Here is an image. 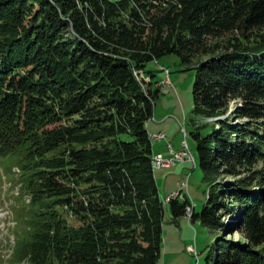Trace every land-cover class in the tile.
I'll return each mask as SVG.
<instances>
[{"label":"trees","instance_id":"16d2710c","mask_svg":"<svg viewBox=\"0 0 264 264\" xmlns=\"http://www.w3.org/2000/svg\"><path fill=\"white\" fill-rule=\"evenodd\" d=\"M167 56L211 120L191 133L204 264H264V0H0V164L29 196L12 262L158 264L166 214L191 206L154 178L145 69Z\"/></svg>","mask_w":264,"mask_h":264},{"label":"rangeland","instance_id":"374dc122","mask_svg":"<svg viewBox=\"0 0 264 264\" xmlns=\"http://www.w3.org/2000/svg\"><path fill=\"white\" fill-rule=\"evenodd\" d=\"M145 70L155 73L154 80L160 81L158 86L161 87L154 101L153 117L147 124L154 154L159 153L163 158H167L169 152L166 141L172 142L176 150L182 149L185 141L194 159V163L190 160L177 162L169 168H158L154 163V178L160 198L163 200L176 193L186 194L194 211L199 213L206 202L207 193L205 185L201 182L202 173L199 168L196 142L191 137V133L195 131L196 126H202L204 122L211 120L203 121L193 114L192 87L195 70H187V67L182 66L175 56L164 57L158 63L152 62ZM234 109L235 104H232L228 115ZM182 126L186 138L183 136ZM206 131L207 129L200 130L202 135ZM157 134H164L166 141L156 140ZM257 167L262 165L259 163ZM4 169L5 166L0 164V264H15L10 256L16 237L14 217H18L19 209L28 204L29 196L21 194L19 185H14L12 176L6 175ZM12 172L18 174L16 168H13ZM187 176H189V187L186 191L180 184L186 181ZM217 238L216 233L202 227L198 222L191 223L186 216L173 221L166 214L162 226V246L158 264H204L208 247ZM224 238L233 242L240 241L237 232H231ZM188 247L195 248L197 259L188 252ZM19 264L28 263L23 261Z\"/></svg>","mask_w":264,"mask_h":264},{"label":"built area","instance_id":"2783aa9c","mask_svg":"<svg viewBox=\"0 0 264 264\" xmlns=\"http://www.w3.org/2000/svg\"><path fill=\"white\" fill-rule=\"evenodd\" d=\"M165 71H166V73H168L167 70H165ZM181 130L183 132L184 138H186V133H185L183 126H182ZM156 140H159V141L165 140L166 141V136L164 134H157ZM166 148L169 152V157L163 158L161 155H158V157L156 158V160L158 161V168H169V167L175 165L177 162H187L189 160L194 163V159L192 157V154L189 151V148H188L185 141L183 143V148L180 150H176L173 146V143L170 141H166ZM188 180H189V176H187V179L184 183L180 184V186L185 188L186 191H187V188L189 187ZM169 196H175V198H177V197L181 198V197L186 196V194L180 195V193H176V194H171ZM166 199H167V197H166ZM192 213H193V206L187 207L186 208V217L189 219V221L191 219ZM187 250L191 255L195 256L196 259L198 258V254H197L195 248L188 247Z\"/></svg>","mask_w":264,"mask_h":264},{"label":"bare ground","instance_id":"6f19581e","mask_svg":"<svg viewBox=\"0 0 264 264\" xmlns=\"http://www.w3.org/2000/svg\"><path fill=\"white\" fill-rule=\"evenodd\" d=\"M153 138H154V137H153ZM157 157H158V156H157ZM157 157L154 156L155 162H154V160H153V164L155 163V166L158 167V161L156 160ZM174 198H175V196H172V197H167V199L165 198V199H163V200H164V203H167V204H168V203L170 202V200H171V199H174ZM191 205H192V204H191Z\"/></svg>","mask_w":264,"mask_h":264},{"label":"crops","instance_id":"0c3cea01","mask_svg":"<svg viewBox=\"0 0 264 264\" xmlns=\"http://www.w3.org/2000/svg\"><path fill=\"white\" fill-rule=\"evenodd\" d=\"M152 151H153V148H152ZM153 154H154V152H153ZM154 155H161V154H159V153H156V154H154ZM169 155V153L167 154V156ZM162 156V155H161ZM193 210H194V208H193Z\"/></svg>","mask_w":264,"mask_h":264},{"label":"water","instance_id":"95a60500","mask_svg":"<svg viewBox=\"0 0 264 264\" xmlns=\"http://www.w3.org/2000/svg\"><path fill=\"white\" fill-rule=\"evenodd\" d=\"M222 119V118H221ZM221 119H219V120H221Z\"/></svg>","mask_w":264,"mask_h":264}]
</instances>
